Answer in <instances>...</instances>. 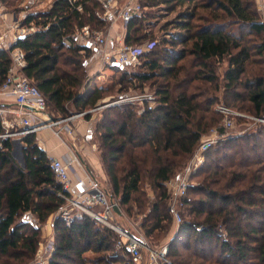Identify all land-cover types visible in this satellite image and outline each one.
I'll use <instances>...</instances> for the list:
<instances>
[{
	"label": "trees",
	"instance_id": "1",
	"mask_svg": "<svg viewBox=\"0 0 264 264\" xmlns=\"http://www.w3.org/2000/svg\"><path fill=\"white\" fill-rule=\"evenodd\" d=\"M1 2L8 7L7 0ZM139 2L141 7L172 11L187 7L175 22L178 32L160 42L147 37L144 13L126 26V44L155 41L142 57L157 71L142 78L152 81L156 104L140 111L108 107L94 133L112 189L103 188L128 214L143 215L139 229L154 241L167 234L173 222L165 184L181 171L201 137L220 122L214 104L220 101L263 116L264 23L254 0ZM76 3L82 12L66 0L28 12L22 26L38 29L12 45L24 53L22 73L40 90L46 108L60 116L71 114L69 105L78 112L95 107L107 90L81 92L91 50L63 42L85 25L106 29V21L96 14L103 10L98 0ZM13 10L19 11L18 6ZM10 64L9 52L0 50V86ZM259 126L208 149L203 165L190 176L196 182L188 187L181 207L189 218L167 243L169 264H264V125ZM4 133L0 119V264H41L35 260L41 225L54 215L55 250L46 264H133L116 250L117 235L109 228L87 215L66 225L58 215L66 203L60 196L64 192L36 135L21 138L23 165H18L12 157L13 141L2 137ZM144 178L155 197L148 205L141 187Z\"/></svg>",
	"mask_w": 264,
	"mask_h": 264
},
{
	"label": "built area",
	"instance_id": "2",
	"mask_svg": "<svg viewBox=\"0 0 264 264\" xmlns=\"http://www.w3.org/2000/svg\"><path fill=\"white\" fill-rule=\"evenodd\" d=\"M50 1L53 2L55 0ZM66 1L79 12H82V6L76 3L78 0ZM100 1L104 8L103 14L100 15L98 12L96 14L99 18L109 21V23H113L119 18L124 25H127L134 16L140 15L141 9L137 0L121 2L119 8L116 5L118 0ZM1 3L0 0V8L2 6ZM260 9L262 10L264 22V0H261ZM26 15V12L23 13L22 20ZM37 29L38 27L34 24L22 26L20 32L14 36L12 42L0 36V50L8 51L11 59L5 80L0 86V95L12 96L16 104V109L14 110L0 108V119H2V124H6L8 120L4 118V115L14 113L17 117V126L21 128L19 132H5L2 137L18 134L25 136L46 128L52 129L57 136L61 134V131L70 135L72 127L67 124V121L89 113V111L86 112L85 110L78 114H70L66 117L57 118L46 114V102L42 93L22 73V68L26 63L23 51L17 47H12L17 39L35 32ZM108 40L104 30H92L88 25L75 29L69 38H63L65 46L77 43L89 48L93 52V55L99 54L102 64L121 67L138 64L140 58L155 45V41H148L140 45L122 43L117 51H112L106 48L108 47ZM136 101L154 103L156 96L154 93L144 92L135 96L121 97L111 105ZM213 109L220 115V122L210 128L201 137L181 171L165 184L168 190V207L172 214L173 224L176 226L175 233L182 223L180 216V210L183 205L182 198L185 197L188 187L192 184L190 176L203 165L207 150L220 141L226 140L233 135L249 132V130L255 128L254 126L264 123V114L261 117L247 115L221 102L215 103ZM242 118H247L249 121L244 122V127L233 133L236 121ZM76 163L78 166L81 164L75 153H72L65 160L55 157L49 158V168L64 192L60 193V196L65 199L66 203L58 211V215L64 220L66 225H69L75 217L87 215L96 224L109 228L117 235L114 244L116 250L121 252L133 264H169L170 261L166 256L167 244L160 245L159 248H152L141 234L136 235L132 231L122 228L117 220V217L120 215L118 202L92 179L89 174L85 172L82 177L77 176L72 181L71 168ZM132 235L141 238L144 244H140ZM221 237L225 239L223 232H221ZM45 248L46 251L48 248L50 249L49 254L46 257L45 253L44 255H40L37 251L35 260L40 256V259L36 260L38 263L46 264L49 261L55 250V244H47Z\"/></svg>",
	"mask_w": 264,
	"mask_h": 264
},
{
	"label": "rangeland",
	"instance_id": "3",
	"mask_svg": "<svg viewBox=\"0 0 264 264\" xmlns=\"http://www.w3.org/2000/svg\"><path fill=\"white\" fill-rule=\"evenodd\" d=\"M22 1L23 0H7V3L9 4L8 8L13 10V5L18 6L19 10L29 8L27 11H24L26 13L32 12L34 10H40V9H36V7H33L34 0L30 1L28 3L26 2V3H24V5L22 4ZM42 1H44V0H42ZM98 1L101 3L100 0H98ZM125 1L126 0H118L116 3L117 7L119 8V6L121 5V2H125ZM48 2H50V4L52 3L50 0ZM137 2L140 4L139 0H137ZM254 2L256 5V9L258 10V12L260 14V18L263 22V14H262V10L260 9L261 0H254ZM50 4H49V6H50ZM43 9H41V10H43ZM140 9H141L140 15H142L143 13L145 14V19L142 22V24H143L144 31H145L147 37L148 36L153 37L155 41L160 42L162 39H167V38L171 37L173 34L178 32V30L176 28H174L175 22H176V20H178L179 15L182 14L187 9V7L185 5L184 6H177L172 11V10L167 9L165 6L141 7V5H140ZM98 13L100 15L103 14V10L98 11ZM114 22H116L117 26H116V31L113 33L114 30L112 29V27H113ZM114 22L109 23V21H106L107 26H106V29L104 31L106 32V36L108 37V32L111 29L112 37H116L115 40H113L114 43H110L108 40V43H107L108 47H106V48L110 49L112 51H117L120 48V45H122V43H125L124 42V35H125L127 25H124L119 18L117 20H115ZM109 44H111L112 46ZM132 45H138V43H133ZM104 50H106V49H104ZM92 55H93V52L91 51L90 57ZM94 57L95 58H93V59L86 58V60L89 61V63L87 62V64L85 65L86 71H85V76H84L85 77V82H84L85 85L84 86H87V87L82 88L81 92H86L85 94H87V92H90L91 90H93V88L107 89L105 91V93L103 94L104 97L97 102V105L93 108H88L86 110V112L89 111L90 117H88V118H94L95 126H96V123L100 120L103 110H105L108 107H111V106H120V107L133 106V108L135 110L140 111L146 105L153 106L156 104V102H154V103L144 102L143 103L140 101H136V102H122L119 104L111 105L112 103L116 102L121 97L135 96V95H138V94L144 93V92L145 93H154L153 88L151 86L152 81L151 80H145L142 78L144 74H150L149 72L153 73V72L157 71V69H155V71H154V70L150 69L148 65L144 64L146 62V58L141 57L139 60V63L136 65H133V66L132 65H125V66L121 67V66H110V65L102 64L100 62V59H99V54L95 55ZM160 64L162 65L163 63L161 62ZM165 66H163V67H165ZM224 67H225V63H222L218 67L217 72L220 74L222 72V70L224 69ZM161 71H162V68H160L159 72H161ZM154 80L159 81L160 78H157ZM218 96H219L218 99L221 100V94L220 93H218ZM106 104H110V105H106ZM100 105H102V106L99 107ZM96 107H97V109H96ZM69 108H70V111H72L71 114L80 113L78 111H75L73 106H71V105H69ZM13 109H16V107ZM235 110H237V109H235ZM238 111L245 113L247 115L254 116L249 112H245V111H241V110H238ZM12 114L4 115V118L8 120V123L3 124V127H4L6 133L19 132L21 130V128L19 126H17L16 115L14 113H12ZM46 114H49L52 117H56V116L66 117V116H60L57 112L52 111L50 107L46 108ZM67 116H69V115H67ZM79 118L85 119V116H81ZM88 118H86V119H88ZM248 121H249V119L247 120V118H242V119L237 120L235 123V129L233 130V133L235 131L242 129L244 127L243 123L248 122ZM260 125H264V123H260ZM95 126H94V128H95ZM254 127L255 128L253 130L257 129L260 126L257 125ZM253 130H249V131H253ZM34 134L37 137V134L36 133H34ZM23 136L24 135H22V134L10 136V138L13 141L12 157L18 165H21V163H23V161H22V142H21V138ZM97 137H98V134L94 133V131H92L90 133V138H88L89 140H87L86 142H84V140L82 138L78 139L77 137H75V140L77 142L76 150L81 151V149H83L84 147H89L92 144H96L97 148H98L99 144H98ZM68 138H70V137L68 136ZM98 151H99V148H98ZM205 159H206V157H205ZM75 166L77 168L80 167L77 165V163L74 164V166L71 168V172L73 175H75L76 172H78L77 168L75 169ZM105 180L103 181V186L104 187L106 186L108 188V190L112 189L109 185L110 183H109L108 177ZM192 182L194 183V182H196V180H193ZM141 187L146 193V196H147V204L146 205H148V203L153 201L155 198L154 193L150 189L148 179H146V178L143 179ZM113 198H114V200H116L119 203V200L117 198H115V197H113ZM119 207H120V215L117 217L118 224L124 229H128V230L133 231V232H138L139 234H141L143 236L142 232L139 229V223L141 222L143 215L142 214L138 215L136 213H133L131 215V214H128V212H126L124 206L119 204ZM134 211H136V209ZM145 212H147V209H145ZM180 216H181L182 220L184 218H186V219L189 218L187 211H184V210L182 211V214H181V210H180ZM49 219H51V216L47 219L45 224L41 225V237H40V242H39L38 249H37V251L39 252L40 255H44V253H45L46 257L48 256L49 250H50L48 248L46 251V248H45L46 245L47 244H55L54 232H53V229H51L52 223H51V225H48ZM52 220H53V218H52ZM51 222H53V221H51ZM172 226H174L173 222H172ZM160 237L157 238L158 240H154V241H152V240L150 241L146 238H145V240L149 244L150 247L159 248L160 245L168 243L169 237H170V231L167 234H164V232H163L162 237L161 238ZM85 256H88L91 258L94 255H92V253H87V255L85 254ZM38 259H40V256ZM38 259H36V260H38Z\"/></svg>",
	"mask_w": 264,
	"mask_h": 264
},
{
	"label": "crops",
	"instance_id": "4",
	"mask_svg": "<svg viewBox=\"0 0 264 264\" xmlns=\"http://www.w3.org/2000/svg\"><path fill=\"white\" fill-rule=\"evenodd\" d=\"M33 0H23L22 4L28 3ZM49 0H34L33 7L36 9H45L49 6ZM41 2V3H40ZM0 8V36H3L7 41H13L14 36L20 32V28L22 27V16L24 11H27L29 8L21 9L17 12L8 8L5 4L1 3ZM22 5V6H23ZM115 24V25H114ZM116 22L113 23L112 29L114 30L113 33L116 31ZM112 31L108 32V39L110 43H114L116 37H112ZM111 45V44H109ZM95 55L89 57L90 59L95 58ZM89 63V61H87ZM87 87V86H86ZM83 87V88H86ZM94 89V88H93ZM16 107L14 102V98L12 96H4L0 95V108H6L10 110H14L13 108ZM89 114V113H88ZM13 115V114H12ZM87 115V114H86ZM85 115V116H86ZM57 118V117H56ZM67 124L72 127V132L68 135L66 132L61 131V134L57 136L52 129L46 128L39 132H37V144L38 146L43 149L47 157H55L60 159H67L72 153H75L80 161V167H76L78 172L75 175L71 173L72 181L75 180L77 176L82 177L85 172L89 174V176L94 179L100 186H103V181L107 178V175L102 167L99 151L96 144H92L89 147H84L81 151H77V142L75 137L78 139H83L84 142L89 140L90 133L94 131L95 120L94 118L88 119H80L76 117L72 120H68ZM3 126V124H2ZM46 132V133H45ZM68 136L71 138H68ZM84 168V169H83ZM106 181V180H105ZM105 188V187H104ZM48 220V225H51L52 218ZM53 229V228H51ZM176 226H172L170 230V237L169 239L175 234ZM133 232V231H132ZM134 234L138 235V232H133Z\"/></svg>",
	"mask_w": 264,
	"mask_h": 264
},
{
	"label": "water",
	"instance_id": "5",
	"mask_svg": "<svg viewBox=\"0 0 264 264\" xmlns=\"http://www.w3.org/2000/svg\"><path fill=\"white\" fill-rule=\"evenodd\" d=\"M102 105H100L99 107H101ZM22 165H23V163H21ZM117 209V208H116ZM118 210V209H117ZM132 237H134L135 239H137L138 240V242L140 243V244H144V242H143V240L141 239V238H139V237H136V236H133L132 235Z\"/></svg>",
	"mask_w": 264,
	"mask_h": 264
}]
</instances>
